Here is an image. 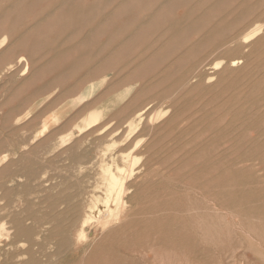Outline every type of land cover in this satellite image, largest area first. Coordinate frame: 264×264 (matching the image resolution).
<instances>
[{
  "label": "rangeland",
  "instance_id": "1",
  "mask_svg": "<svg viewBox=\"0 0 264 264\" xmlns=\"http://www.w3.org/2000/svg\"><path fill=\"white\" fill-rule=\"evenodd\" d=\"M258 23L264 0H0V39L25 48L41 77V109L32 115L8 96L12 68L0 76V222L80 224L94 194L105 196L106 168L128 171L124 157L141 156L127 182L137 207L131 222L107 237L92 220L83 259L71 257L67 235L41 245L35 237L29 264H264V231L241 230L221 192L232 175L264 174V28L243 38ZM88 89L98 95L35 137L52 111ZM98 108L100 122L81 131ZM0 243L7 264L5 237ZM13 252L22 264L21 250Z\"/></svg>",
  "mask_w": 264,
  "mask_h": 264
},
{
  "label": "bare ground",
  "instance_id": "2",
  "mask_svg": "<svg viewBox=\"0 0 264 264\" xmlns=\"http://www.w3.org/2000/svg\"><path fill=\"white\" fill-rule=\"evenodd\" d=\"M263 25L258 23L257 25H254V26L250 27L251 29L249 30V32L246 33L244 35V37H243L244 41H249L250 38H252L255 35H257L260 32H262L261 30H262V28H264ZM9 38L10 37L7 34H4L1 37V39H0V50L2 49V47H4L5 45L8 44ZM237 39H239V38H237ZM214 41H215V39H214ZM223 41H225V39H223ZM218 42H220V41H218ZM241 44H243V42H241ZM244 48H245V45H244ZM221 62L220 61L217 62L216 66H219V64ZM234 63H236V62H234ZM198 84H200V83H198ZM93 90H95V88ZM127 93H129V90L127 91ZM87 95L88 94H86L84 97L79 98L77 101H74L68 107L76 106V104H78L79 101H82L85 97H87ZM68 107L67 106L61 107L59 111L51 112V114L48 117H46V119L43 121L42 126L37 131L35 137H37V139H38V138L46 135V133H48L50 131V129H51V127L53 125L58 124L61 121V119L64 117L65 112H66ZM166 112L167 111H165L162 114H165ZM103 113H104V109L98 108V109L91 110L88 113V115L86 116V118L84 119V125L79 126V129L82 131L84 129L93 128L94 126H96L100 122V120L102 119ZM143 113H144V110L140 111L139 115H142ZM28 114H30V113H28ZM156 116L158 117V115H156ZM134 124H135V122L131 123V129H132L131 135H134L137 132V130H138L137 127L134 126ZM166 134H168V133H166ZM61 139H62L61 142H60L61 146L64 145V144L67 145L68 143H70L69 141L72 139V134L69 133V134H66L64 136H61ZM141 139H143V138H141ZM139 141L140 140H138V142H135L136 144L133 147L134 149H136L139 145L141 146ZM142 142L143 141H141V143ZM117 143L118 142H116V144L115 143H113V144H115V146H117ZM132 151H133V149H132ZM130 154L131 153L128 152L125 155L128 156ZM132 157H134V158H132ZM132 157L130 159H128V157H126V158L124 157V159L126 161H128V160L130 161V168L128 169V171L123 166H118L117 169H118L119 173H117L116 170L113 169V167L111 166L112 164H110L112 169H111V167H107L106 166L107 167L106 169L108 171V178H107V187H106L107 189H106L105 196H102V195H99V194H94V196H93L94 198L92 199V205L90 203V208H89V209H91L90 210L91 214H90V212L89 213L87 212L89 214V216L86 217L80 224L73 223L71 225H67L66 227L64 226L65 228L62 230L61 227H57L56 226L57 224L56 225H51V223L49 221L45 220V219H42L40 221V220L32 219L31 217H26L25 219H23L20 222L16 223L17 225H11V226H7V223L5 221L7 219H5V220L3 219L5 222L3 223V220H2V223L0 222V236L1 237H5V240H6L5 246H6V252H7V257H8L7 258V264H15V255L14 254H16V253L13 252L14 247L16 249L18 248V249L21 250V252H20V254L18 255L17 258H20V261H23L22 264H29L31 262V260H32L31 252H32L33 246L35 245L33 243V240H34L35 237L38 239V242L40 244V243H42V241H45L46 237L49 236V235L56 234V233L59 234V235H60V233H62L64 235H67L69 240H70V246L72 248V251L75 252L74 254H72L71 257L73 259H78V258H82L83 259V254L84 253H82V252L86 251L87 247L91 244V242H93L91 240L90 233L87 231L88 225L93 223V222H91L92 220H97L95 222L101 223L100 226L102 227L103 233H107V237L112 232L118 231L120 229H123L125 227V224L128 221L131 222L129 217L131 216L133 207L135 206V205H133V202H132L134 194H135V191L131 187L127 186V182L134 176L135 171H136L134 169V167L136 166L138 160L141 159V156H137V155H136V157L135 156H132ZM252 162H253V160H252ZM255 166H257V164ZM252 169L254 171V168H252ZM261 170H262V168H261ZM107 171H105L104 173H106ZM126 171H127L126 176H124L123 173L126 172ZM261 173H262V171H261ZM237 174H238V172H237ZM263 175H256L255 173L249 174V175H248V173L247 174L245 173V174H239V175H232L231 177H228V179H227L228 183H230L229 187L226 190H222L221 191L223 196H224V200H225V204L222 205L224 210L226 211V209H227L229 211V213L232 214V216L234 217V222L236 223L237 226L239 225L241 227V230H244V231L248 232L252 228V230L250 231V234H252V235L254 234V236H256V234H258L259 231H264V177H263ZM138 182H140V181H138ZM130 184H133V183H130ZM210 194H212V193H210ZM86 197H88V195ZM207 199H206V201H207ZM218 203H220V202H218ZM214 204H215V202H214ZM218 206H219V204H218ZM61 207H63V206H61ZM189 207H190V205H189ZM27 211H29V210H26L25 212H27ZM192 211H194V210H192ZM65 213H67V212H65ZM56 214H54V215H56ZM190 214H192V212ZM28 216H30V215H28ZM109 217H112V218L109 219ZM213 217H215V215H213ZM48 219H50V218H48ZM56 219H58V218H56ZM197 219H199V218H197ZM74 221H75V218H74ZM95 228H96L94 230V234L96 235L95 241L96 240L98 241V236L100 234V231L98 230L97 227H95ZM129 229H130V227H129ZM235 235H237V234H235ZM57 239H59V238H57ZM242 239H243V236L240 234L238 241L241 240V242H242ZM50 241H52V240H50ZM3 243H4V241H3ZM236 245H237L236 242L235 243H230L228 245V247L231 246V248H235ZM52 246H53V244H52ZM37 247H39V246L37 245ZM46 248H48V247H46ZM212 248L214 249L215 247H212ZM212 248L210 247V249H212ZM36 251H38V250H36ZM46 255L47 254H45V256ZM41 256H43V255H40V257ZM85 257H86V255H85ZM195 257H197V256H195ZM199 258H201V257H199ZM37 259H40V258L37 257ZM37 259H36V261L38 262ZM41 259L42 260H40V261H43V257H41ZM214 259H215V257H214ZM198 260H200V259H198ZM40 261L38 262L39 264H40ZM192 263H193V261H192Z\"/></svg>",
  "mask_w": 264,
  "mask_h": 264
},
{
  "label": "crops",
  "instance_id": "3",
  "mask_svg": "<svg viewBox=\"0 0 264 264\" xmlns=\"http://www.w3.org/2000/svg\"><path fill=\"white\" fill-rule=\"evenodd\" d=\"M18 44H19V42H18ZM28 57L29 56L25 52V48L20 47V45L15 47V42L9 43V44L5 45L4 47H2V49L0 50V76H1V74H3L6 71L7 68H12V71H8V73L6 75L7 78L5 80L7 82V87L9 90L8 96L9 97H19V100H18L17 105H16L19 108L18 109L19 113L25 114L27 112V110H29V111L32 110V115H36L41 109V106L39 105L41 103V86H40L41 77H40V73H38L36 71V69H34L33 71H30V64H29V66H27ZM36 81H37V83H39L37 85V88H36V84H35ZM100 81L101 80H97L94 82V83H97L96 89L100 88V86H101V84H99ZM104 81H102V82H104ZM28 82H33L34 84H33V88H30L27 91L26 84ZM96 89L93 91L95 92ZM127 89L128 88L126 87L125 90H122L121 93H124ZM94 92L91 94L89 89L84 90L78 96V98H76L75 101H77L79 98L84 97L86 94H88L87 97H85L82 101L78 102V104L82 102L81 103V105H82V104L92 100V98H94V96L98 95V92H96L95 94H94ZM27 97H29V100H31L28 103V105L26 103ZM86 98H88V99H86ZM72 103L73 102H70L67 104L65 103L61 107H65V106L68 107ZM81 105H78L77 107H68L66 112H65V116L73 114L75 109ZM60 108L56 109L54 111H59ZM29 111H28V113H30ZM28 116H29V114H28Z\"/></svg>",
  "mask_w": 264,
  "mask_h": 264
}]
</instances>
